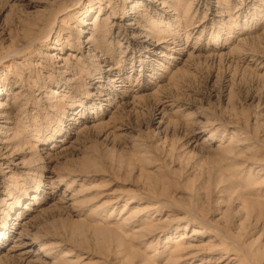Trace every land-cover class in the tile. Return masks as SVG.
<instances>
[{
	"label": "rangeland",
	"instance_id": "rangeland-1",
	"mask_svg": "<svg viewBox=\"0 0 264 264\" xmlns=\"http://www.w3.org/2000/svg\"><path fill=\"white\" fill-rule=\"evenodd\" d=\"M263 257L264 0H0V264Z\"/></svg>",
	"mask_w": 264,
	"mask_h": 264
},
{
	"label": "bare ground",
	"instance_id": "bare-ground-1",
	"mask_svg": "<svg viewBox=\"0 0 264 264\" xmlns=\"http://www.w3.org/2000/svg\"><path fill=\"white\" fill-rule=\"evenodd\" d=\"M248 252V251H247ZM264 258V257H263Z\"/></svg>",
	"mask_w": 264,
	"mask_h": 264
}]
</instances>
